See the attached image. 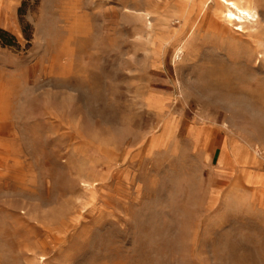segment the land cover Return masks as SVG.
<instances>
[{
	"label": "rangeland",
	"instance_id": "obj_1",
	"mask_svg": "<svg viewBox=\"0 0 264 264\" xmlns=\"http://www.w3.org/2000/svg\"><path fill=\"white\" fill-rule=\"evenodd\" d=\"M178 1L0 0V264H264V0Z\"/></svg>",
	"mask_w": 264,
	"mask_h": 264
},
{
	"label": "bare ground",
	"instance_id": "obj_2",
	"mask_svg": "<svg viewBox=\"0 0 264 264\" xmlns=\"http://www.w3.org/2000/svg\"><path fill=\"white\" fill-rule=\"evenodd\" d=\"M178 2L182 6L179 15L185 19L192 18L193 0H179ZM207 3L210 6L212 2L209 0ZM214 3L221 8L218 13L220 18L227 24H237L236 30L238 31H245V25L250 26V23L259 22L258 0H214Z\"/></svg>",
	"mask_w": 264,
	"mask_h": 264
}]
</instances>
